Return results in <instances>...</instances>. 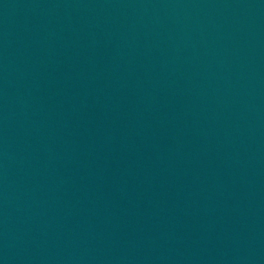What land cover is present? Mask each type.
<instances>
[{
    "label": "water",
    "instance_id": "95a60500",
    "mask_svg": "<svg viewBox=\"0 0 264 264\" xmlns=\"http://www.w3.org/2000/svg\"><path fill=\"white\" fill-rule=\"evenodd\" d=\"M0 264H264V0H0Z\"/></svg>",
    "mask_w": 264,
    "mask_h": 264
}]
</instances>
